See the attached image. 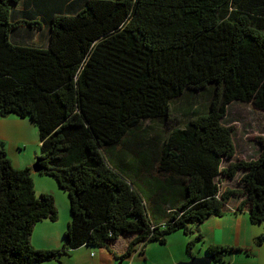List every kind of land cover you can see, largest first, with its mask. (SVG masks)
<instances>
[{"label":"trees","instance_id":"16d2710c","mask_svg":"<svg viewBox=\"0 0 264 264\" xmlns=\"http://www.w3.org/2000/svg\"><path fill=\"white\" fill-rule=\"evenodd\" d=\"M235 100L264 110V0H0V115L36 123L38 172L71 214L59 247L32 244L38 222L58 219L55 196L36 193L33 166H14L0 140V264L132 236L123 259L236 194L264 223V136L257 157L231 160L222 120ZM241 170L242 188L222 186ZM240 251L207 247L215 262Z\"/></svg>","mask_w":264,"mask_h":264},{"label":"rangeland","instance_id":"374dc122","mask_svg":"<svg viewBox=\"0 0 264 264\" xmlns=\"http://www.w3.org/2000/svg\"><path fill=\"white\" fill-rule=\"evenodd\" d=\"M39 17V15H38ZM43 33V31H42ZM41 32H36L34 36V40L36 41H43L41 40L44 37V34ZM45 33V32H44ZM33 39V38H32ZM179 103V104H178ZM180 105V100L176 101L173 106L175 109H178L177 107ZM227 113L225 117L223 118V123L227 125H233V131H232V136L234 140V144L236 147V153L235 156L231 160H236L237 158H254L257 157L259 152H260V144L254 137L257 136H264V110H260L255 108L251 103L249 102H243L240 100H235L232 101L228 106ZM6 127H9L11 130H13L18 121H23L28 124H24L23 127L21 128L22 136L19 138V143L22 145L21 150H19V145L15 144L14 147L17 151V158L15 157L16 155L11 153V156L15 159V162L17 160L21 161L20 163L14 165L19 168H24V167H29L24 165L23 157L21 154L25 157V160L27 158L33 159L34 162L36 160V156L40 154V143H39V135H38V126L36 123L28 117L21 118L16 115H9L4 117ZM147 124H150V121L146 122ZM152 124V122H151ZM155 125V124H153ZM152 135V134H150ZM149 135V136H150ZM141 137V134L139 135ZM143 137V136H142ZM5 147H7L6 143L4 142ZM118 148V147H117ZM120 148V147H119ZM20 151V157L18 156V153ZM8 155V154H7ZM9 156V155H8ZM128 157H131L128 155ZM11 159V157H9ZM230 160H225L224 165L228 164ZM19 162V161H18ZM13 163V162H12ZM32 167V166H31ZM243 173V171H239L237 176L233 178H224L222 184L223 187H229V188H242V184L240 182V176ZM33 175V174H32ZM41 178L44 180V182L40 181V179L37 181H34V187L36 193H40L39 190L43 188H49L52 189L54 186L56 187V180L48 176L46 174H41ZM34 179V178H33ZM65 194L59 195V193H55V203L57 206V211H58V217L63 218L66 213H70L69 210V198L66 192H63ZM53 194V193H52ZM54 195V194H53ZM65 199H64V197ZM243 197L242 195L236 194L234 196V201L240 199ZM229 204V203H228ZM227 204V205H228ZM233 205V203H230ZM234 206V205H233ZM234 209V208H233ZM235 210V209H234ZM245 213H248V210L245 209L243 210ZM231 212L227 211L226 214H229ZM243 214V212H241ZM249 215V213H248ZM60 220V219H59ZM55 222V221H54ZM249 222L250 219H249ZM198 224H193L189 226V230L191 232H188L187 234L183 230H177L174 231L167 236V242L164 243V245L158 241H151L147 245L149 248V251L147 254H144V252H139V248L134 252V254L131 257H126L124 259H119L116 260L115 264H174V260H177L175 264H181L182 262H187L191 259V257L194 255L196 257H201L204 256L205 253H207V243L205 239L198 238ZM251 225L258 230H261L260 232L264 231V223L263 222H256L253 223L251 222ZM67 228V226H66ZM127 237V238H126ZM121 236L119 238L118 243L113 242L111 244L114 251L120 252L122 249V246L124 243H126L127 239H131L130 236ZM195 239L194 244L192 245L191 250L189 251L187 248V243L191 240ZM197 239V240H196ZM162 245V246H161ZM253 248L255 251H253L252 248H245V251L247 253L252 252L254 255L257 253L256 249L260 248L261 246L264 245V243L257 244L256 242L253 241L252 243ZM250 247V246H249ZM99 248V249H98ZM93 250H105L108 253L111 252L108 248L106 247H93ZM247 249V250H246ZM244 252V251H243ZM120 256V253H118ZM136 254V255H135ZM137 255H141L137 256ZM230 254L227 253L225 255L224 260L228 261L229 258H232L229 256ZM64 255L60 256V259ZM136 256V257H135ZM134 257V260L132 259ZM241 256H237L236 258V264H244L245 260L244 258H238ZM121 261V263H120ZM258 261L257 257L256 258H251L248 260V262H253ZM224 263V262H223ZM223 263H218V261H213L212 264H223Z\"/></svg>","mask_w":264,"mask_h":264},{"label":"crops","instance_id":"0c3cea01","mask_svg":"<svg viewBox=\"0 0 264 264\" xmlns=\"http://www.w3.org/2000/svg\"><path fill=\"white\" fill-rule=\"evenodd\" d=\"M6 121L7 120H5L4 117L0 115V140L6 143L7 154L9 155V157H11V161L13 162V164L16 165L20 163L21 165L20 158L19 160H17V162H15V159L11 156V153L16 155L15 157L17 158V151L14 145L18 144L19 150H21L20 147H22V145L19 143L20 142L19 138L22 136L23 133L21 131V128L23 127L24 124H28V123L23 121H18L15 127H13L14 129L11 130L9 127H6L5 124ZM20 154L21 153L19 151L18 153L19 157ZM21 156L23 157V161H24L23 163L25 166L31 167L34 164L33 159L31 160L27 158V160H25V157L22 154ZM32 174L34 181L36 180L38 181L40 179V181L44 182V180L41 179L44 177H42L38 171L32 170ZM39 192L40 193L51 192L54 194V196L55 193H59V195L65 194L63 193L64 191L59 188L57 182H56V187L54 186V188L52 189L43 188L40 189ZM233 198L234 196L227 205V208H225L226 210L222 215L210 216L205 221L201 222L198 225V230H197L198 234H202V238L205 239L207 245L208 244L233 245L242 248L247 247V249L252 248L253 251H255L252 243L253 241L255 242V237L261 234L262 232H260L261 230L255 229L251 225V222H249L248 213H245L243 211L245 210V208L243 210H237L238 204L243 197H241L236 201H234ZM67 203L69 204V202ZM230 203H233L234 206L231 205ZM227 211L231 213L226 214ZM241 212H243V214ZM70 217L71 214L65 212V216L63 218L58 217V219L55 220V222L51 220H43L38 222L35 225L33 232L31 234L32 244L37 248L59 247L63 243L64 232L66 230V226L70 220ZM128 240L129 239H127L126 243L123 244L120 252L114 251L113 248L112 251L109 253L103 249L101 250L96 249L95 251L91 247L83 245L70 250L69 254H64V256L61 259L59 258V260L52 259L35 264H115L116 260H119L118 256L116 255H119L118 253H120V255L123 253V251L127 246ZM191 240L195 241V239H191ZM118 241L119 239L116 241V243H118ZM162 244L164 245V243ZM149 248L150 247L146 245L142 250H139V252H144V254H147ZM256 250L257 253H255V255L252 252L247 253L246 251L231 252L229 253L230 254L229 256H231L232 258H229L228 261L226 260L218 261V263L224 262L223 264H236L237 256H241L238 258H244L245 260L244 264H264V245ZM137 256L141 257V255H137ZM256 257L258 261H254V263L248 262V260H250L251 258H256ZM132 259L134 260V257ZM176 261L177 260H174V264L176 263Z\"/></svg>","mask_w":264,"mask_h":264},{"label":"water","instance_id":"95a60500","mask_svg":"<svg viewBox=\"0 0 264 264\" xmlns=\"http://www.w3.org/2000/svg\"><path fill=\"white\" fill-rule=\"evenodd\" d=\"M34 171H39L40 167L38 166V163H34L33 165ZM214 258L207 253L204 254V256L196 257L192 256L191 259L187 262H182L181 264H212Z\"/></svg>","mask_w":264,"mask_h":264}]
</instances>
